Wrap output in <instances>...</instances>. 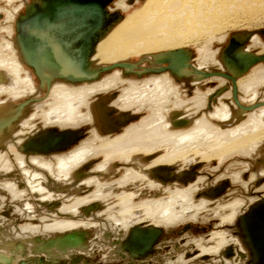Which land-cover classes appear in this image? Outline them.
Here are the masks:
<instances>
[{
  "label": "bare ground",
  "instance_id": "obj_1",
  "mask_svg": "<svg viewBox=\"0 0 264 264\" xmlns=\"http://www.w3.org/2000/svg\"><path fill=\"white\" fill-rule=\"evenodd\" d=\"M32 1L36 2L37 0H6L5 7H0V19L3 17L1 11L6 13L5 20L1 21L0 25V30L3 32L0 42V95L8 96L11 100L21 93L30 95L24 102H9L10 100L4 99V97L0 101V146L5 144L4 148L0 147V167L8 172L9 167L5 166L8 165L6 161L10 159V155L18 160L20 166L28 157L25 161L29 160L35 165L47 168L57 177H66L86 158L102 153L103 159L95 166L96 170H104L109 162L117 158L125 163H131L139 169L140 171L134 167V169L132 167H130L131 169L125 168L124 175L113 182L112 186L102 189L101 193L100 189L104 184L98 182L96 176L88 178L84 183L95 184L93 193L89 197L76 198L72 203L63 207V210L75 213L78 209L80 210L82 205L100 202L107 212L110 206H105L104 202L110 196L108 194L110 191L115 193L120 206L118 215L117 212L114 215L107 213L111 215L108 217L112 219V222L118 225L117 233L114 234V238H117L115 245H118L116 247L123 251L117 249L116 252H110L109 259H117L122 255H126V258L127 255H130L133 258L139 253H145L152 241L159 235L157 229L137 225V228L132 229L130 238H127L125 243L124 240L122 241L123 235H119L118 229L120 225H123V234L126 232L127 226L125 227L124 224L128 219L125 216H132L136 207L144 208V215L136 211L134 214L136 218H129L130 223L147 222L145 219H148L154 224L157 221L169 226L186 218H195L197 211L204 205L206 207L210 202L206 198V200L197 202L198 204L193 202L194 194L201 191L202 188H207L198 178H196V183H192L195 185L188 183L190 185H187L188 187L171 190L172 196L164 201H146L140 205H134L132 202L140 191L134 189L127 191V187L126 190H121L124 186L130 185L128 183L137 186L136 183L143 184L146 179L145 185L149 188L159 187L161 183L158 180L163 182L173 177L171 175L175 168L171 167L172 165H181L177 168L188 166V169L194 163H201L191 166L188 171L183 173L181 171L183 168L177 170L182 174V179H178L179 183H175L178 185L181 182L190 181L195 175V169L203 163L216 160V168H218L234 153L242 156L251 155V157L255 155L254 163L246 165L248 170H252L250 180L253 177L258 180L264 177V168H261L264 166V100H259V91H257L260 86L264 85V0H139L140 4L138 0H133L138 3L134 7L128 5V3H132V0H112L106 7L108 17L106 21L102 22V25L99 23V15L94 14L88 21L91 27L93 26V30L96 28L94 32L97 31L100 36L93 44V51L88 56V66L85 72L83 67L87 65V62L82 56H86L87 49L78 47L72 51L66 46L68 42L62 45L58 40L57 31L52 21L40 19L39 23H34L38 39L45 36L46 41L52 40L54 43H43L41 40L36 42L31 38L32 30L26 22L20 19V15L30 16ZM23 6V12L18 14L19 9ZM27 6L28 12L25 13ZM33 17L34 20L39 18L36 15ZM43 17L47 18L45 14ZM17 23L22 24L26 49L20 45ZM254 26L253 32L246 31ZM13 27L15 28L14 36ZM231 29H237L238 32L231 36L232 39L231 37L227 39L228 42L224 46V50L222 49L223 53L221 52L217 58V50L209 51L203 43L204 46L196 50L199 56L194 63L192 62L194 55H192L191 48L181 47L201 42V40L211 41L217 34H222L218 37L221 40L225 37L223 33ZM38 31L45 34H39ZM229 41L232 43L230 44ZM248 41L249 45L246 44ZM36 43L39 44L38 47ZM226 50L230 53V59L226 57ZM67 53H71V56L66 57ZM133 54H139L140 58L136 61L124 60ZM118 63L125 64V66L117 65L107 70H101L104 66ZM212 65L216 70L212 69ZM25 66L31 73L26 70ZM117 69L119 71H113ZM110 71L114 73L107 79L100 80L102 74ZM165 72L169 76L167 74L157 75L158 77L152 76L139 87L135 85V82L129 81V86L122 89V93L127 91V94L118 96L117 92L110 94V91H113L111 87L125 82L121 76L127 77L132 74L133 77L139 78L144 75ZM33 76L37 81L36 85ZM229 76H234L233 80ZM169 77L177 80L188 79L192 86L199 85L201 88H205L204 86L209 85L210 82L211 84L206 86L207 88L203 92H197L196 96L187 103L176 97L173 81ZM97 81L99 82L96 83ZM60 82L67 84L93 83L69 88V85ZM122 84L124 85V83ZM49 90L52 91L55 102L52 103L49 111L41 113L44 125L75 127L89 121L93 126L92 136L87 138L80 147L74 151L66 152L64 155L56 153L66 151L84 138L85 128L62 130L55 128L59 135L64 137L67 136L66 133L69 130H81L82 136L75 142H68L69 144L63 140L64 138H60L64 145L56 147L48 153L36 150L37 143L40 139H46L48 131L54 127L33 132L24 139L15 138L18 133L31 128L32 118L29 117V120L25 118L27 108L32 103L39 101V98L33 97V95H40ZM90 95H93V98L89 102V106L82 107L85 105V98ZM205 105H208L209 108V111L206 112H210L209 116L208 114L205 116L214 118L218 127H214L215 123L207 120L205 116L197 114L198 110L205 108ZM181 106L187 107L186 110L177 112L176 109ZM36 107L41 108V105L37 102ZM143 109H147L149 115L141 118V115L139 116V113L136 112ZM247 113L248 117L246 116V118ZM183 114L191 116L184 117ZM243 116L246 119L241 121ZM135 120L137 121L133 122ZM185 126L189 127L184 130L182 127ZM3 150L6 152L1 154ZM55 166L57 170L54 169ZM150 175L155 179H150ZM218 177L221 176H217L216 179ZM216 179L214 178L209 185L213 186ZM231 180L233 183H242L245 186L238 173L232 174ZM13 184L8 182L3 187L15 193L16 185ZM106 185L108 184L104 186ZM225 186L226 183L216 185L206 195L214 197L220 194ZM36 189L40 192L43 191L41 187H36ZM164 189L168 190L170 187ZM259 189H264V184ZM21 194L23 193L21 192ZM242 199L246 200V198ZM1 200L0 198V207L3 202ZM217 200L218 202L215 203L217 206L214 205V210H210L211 214L221 216L223 223L231 225L233 229L237 230L238 228L243 234L242 238L241 236H231L229 233H232L227 228L226 243L236 241L243 247H239L241 252L238 251L237 255L234 254V257L238 256V258H234L233 262L246 264V261H250V264H264V257L259 246L249 240L251 234L245 228L248 211L253 209L261 213L264 212L263 196H259L258 200L254 201H251L253 200L251 198L250 203L243 202L241 199L225 203L220 202V198ZM252 202L254 204L250 206ZM19 208V211L24 210V214L26 211L27 216H31V214H33L32 217L37 216L36 208L30 203L23 205V208L19 206ZM225 210H229L230 213L227 214ZM90 216L93 215L90 214ZM83 223L59 219L40 227L27 224L19 229L22 230V234L25 231L26 233L27 231L31 232V234L33 231L60 232L76 228ZM13 235L16 236V234ZM215 238V247L211 246L213 248L208 249L209 253H215L219 245H225L223 243L225 237L220 242L221 236H215ZM4 242L0 237V247L3 246L5 249L8 245ZM240 244L239 246H241ZM46 245L37 247V252H42L47 257L52 256L53 259L60 256L68 257L73 249H79L78 251L85 249L79 239H71L69 236L52 244L50 248H47ZM124 250H127L128 254L124 253ZM223 250L220 248L217 257H222ZM239 261L241 262L239 263ZM219 262L224 263L223 260Z\"/></svg>",
  "mask_w": 264,
  "mask_h": 264
},
{
  "label": "rangeland",
  "instance_id": "obj_2",
  "mask_svg": "<svg viewBox=\"0 0 264 264\" xmlns=\"http://www.w3.org/2000/svg\"><path fill=\"white\" fill-rule=\"evenodd\" d=\"M138 3L140 4L141 2L139 1ZM138 3L133 2L132 0V3H128V5L129 6L133 5L134 7ZM5 5H6V0H0V7H5ZM112 9L114 10L115 8L112 7ZM23 10H24V6L21 7V9H19L18 14L22 13ZM1 13L3 14V17L0 19V25H1V21L5 20L4 15L6 16L5 12L1 11ZM122 14L124 15V13ZM254 28L255 26L252 27L250 30H246V31L253 32ZM13 30H14L13 31V36H14L15 35L14 27H13ZM237 32H238L237 29L236 30L235 29L226 30L223 33L225 34V37L221 39L222 41L219 40L218 38L222 34H217L215 35L216 37L212 39L211 41L206 42L205 40H201V42L193 43V44H189L188 46H181V47L191 48L192 55H194L192 56V62L194 63L196 62L199 56L196 50L197 48L204 46L203 43H205L209 51L215 52L217 50L216 51V58H217L221 54L224 46L227 44L228 42L227 39H229V37H231L233 34ZM2 34L3 32L0 30V42L2 41L1 39ZM246 44L249 45L250 42L248 41ZM139 56H140L139 54H133V55L128 56L124 60L136 61L140 58ZM212 67H213L212 69L214 70L215 67L213 65ZM25 68L26 70H29L26 66ZM113 71H119V70L117 69ZM113 71L102 74L100 80L107 79L108 76L114 73ZM162 74L168 75V73L165 72L161 74L144 75L139 78L133 77L134 75L132 74L127 77L121 76V79L125 81V82H122L124 83V85L120 82L118 83V85H116L117 87L116 86L111 87L113 91L111 90L110 94L113 92H117V96H118L119 94L126 93L127 91H124L122 93V89H126V87L129 86V81H132L133 83L135 82V85L139 87V85H142L145 80L151 78L152 76H157V75L160 76ZM33 79H34V84L36 85L37 81L34 76H33ZM171 80L173 81V84L176 90V93H175L176 97H178L180 100L182 99L183 101L187 103L190 102V99L192 97L196 96L197 92L199 91L203 92L207 88L206 86H210L211 84L210 82L209 85L206 84V86H204L205 88H201L199 85L192 86V84L189 83L188 79H185V78H182L180 80L173 78ZM98 82L99 81H97L96 83ZM60 83H63V82H60ZM92 83L93 82L80 83V84H67V83H63V84L67 86L69 85L68 86L69 88H76L77 86L82 87V86L90 85ZM257 91H259L258 92L259 93L258 98L260 97L259 100H264V85L260 86L259 90ZM52 95L53 93L51 90L45 93H41L40 95H33V97L39 98V101L37 102L38 104L41 105V108L36 107L37 102L32 103L30 107L27 106L28 108L26 111L25 119L29 120V117L30 119L32 118L31 119L32 125L30 124L31 128L28 130H23L22 132L18 133V135H16L15 138L20 137L24 139L26 136H29L33 132L51 128V127L57 128L58 130L85 128L86 130H85L84 138H82L80 141H78L75 145L71 146L66 151H63L61 153H56L58 155H64L66 152L74 151L76 148L80 147L87 138H90L92 136L91 129L93 128V126L91 122L89 121L80 123L79 126H75V127L68 126V125L61 126V127H59L58 125H47V126L44 125L42 122V114L46 111H49V109H51L50 106H52V103L55 102V99L52 97ZM3 97L4 99L8 98L7 100H10L9 102L17 103V102H22V101L24 102L25 100L28 99V97H30V95H27V94L25 95L24 93L23 94L21 93L19 96H16L14 100H11V98L8 96L0 95V101H2ZM88 97L85 98V105H83L82 107L89 106V102L92 100L93 95H90L89 98ZM56 99H59V98H56ZM207 106L208 105H205L204 106L205 108H202V110L201 109L198 110L197 114L199 116H205L208 114L209 116L210 112L208 113L206 112V111H209V108ZM186 108L187 107L185 106L184 107L181 106L179 109H176V110L177 112H182V110H186ZM136 113H139V116L141 115L140 116L141 118L149 115V111L147 109L145 110L143 109ZM183 116L185 117L186 115L183 114ZM187 116H191V115L189 114ZM246 116L248 117V113L247 115H245V117ZM205 118L211 121L213 124L215 123L214 127H218V125L216 124L217 122H214V118H210L207 116H205ZM246 118H244L243 116L241 118V121H244ZM137 120L133 122H136ZM130 123L132 124V122ZM191 125L189 126L191 127ZM189 126H185L182 128L185 130ZM182 128H179V129H182ZM168 129L173 130V131L176 130V129H171V128H168ZM14 141H16V139H14ZM94 144L95 143H93V145ZM4 145L5 144L2 145L3 148L5 147ZM5 152L6 151L3 150V153L1 154H4ZM254 157L255 155L251 157V155L242 156V155H236V153H234L232 157H229L227 160L223 161V163H221L218 166V168H216L217 166L216 160H212L211 162H208V163H203L199 168L195 169V175L191 179L192 181L190 180L188 182H181L180 184H178L179 186L176 184L177 182L179 183L178 179H182V174L177 172V170H180L183 168L181 170L183 173L184 171H188L191 166L201 164V163H194L191 166H189L188 169H187L188 166L177 168V167H180L181 165H178V164L172 165L171 167L175 168V170H173V174L171 175L173 177L169 179L168 181H163V182L157 179L158 182L161 183L159 184V188H148L147 185H145L147 182L146 179H145V182L143 181V184L139 182V184L136 183L137 186L135 184H132V185L130 184V185L124 186V188H121V190H126V187H127L128 188L127 191L133 190V189L135 191L143 190L142 192L137 193L136 197L132 201L134 205H137V204L140 205L141 203H144L146 201H153V200L154 201H161V200L164 201L168 197L172 196L171 190H173L174 188L181 189V188L188 187L190 186L188 185V183L191 185H195L192 183H194L196 181V178H198L203 183V185L206 186L207 188L206 189L202 188L201 191L196 192L193 196V202L195 204H198L197 202H200L201 200H204L205 198L210 200V202L206 205V207H204L205 206L204 205L202 206V209L197 211L195 218L193 217H192L193 219L186 218L182 221H178L174 223L173 225H169V226H166L157 221H155L156 224H154L153 221H150V220L148 221V219H145V221L147 222L135 221L134 223H130L129 222L130 217L125 216V218L128 219L127 222L124 224L125 227L127 226L126 232H124L123 234V231H122L123 225H120L118 229L119 235L120 234L123 235L122 241L124 240L123 241L124 243L126 242L127 238H130L132 229L135 227L136 228L138 227L137 225H140L142 227H151L153 229H157L159 230V235L152 241V244L150 245L149 249L145 253H139L135 255L133 258L130 255H127V258L125 257L126 255H122L121 257L117 259L110 260L108 257V253L111 250L118 249L119 251H123L121 248L116 247L118 245H115L116 242H113L116 240H112V242H110L107 239L108 234H112V232L110 231L111 221L110 219H108L110 218L108 217V215L109 216H111L110 214L114 215V213H116L120 208V206L118 205L119 203L118 198L117 196H115V193L109 192L108 194H110V196L106 199L107 201L104 202L105 206L107 207L110 206L108 207L109 210L107 211L110 214L105 212L100 202H94V203L89 204L86 207H81L80 210L78 209L75 213H71L69 211L67 212L66 210H63V207L72 203L73 200H75L76 198H81V197H86V196L89 197L93 193V191L95 190V184H85L84 183V181L87 180L88 178H93V176H96L98 179L97 181L100 182L101 184L103 183L104 185L109 184L111 182L113 183L124 175L125 168L126 169L130 167L133 168L134 166L131 165V163L130 164L125 163L117 158L109 162L103 171L99 169L96 170L95 166L99 164L101 160L103 159L102 153H100L98 155L91 156L88 159L86 158V160H84L79 166L75 167L70 172L71 175L69 174L66 177H63V176L57 177L56 175L52 174L47 168L35 165L29 160L25 161V159H27L28 157L24 159V162L20 166V164L18 163V160H16L12 155H10L9 157L10 159L6 161L7 162L6 164L8 165L5 166V167H9V169L7 170L8 172H6L4 168L0 167V198L2 199L1 202L3 201L0 207V237H2L3 240L9 239L7 241H10L13 239V241H10L8 243L9 248L7 251L4 249L3 246L0 247V264H238V263L233 262V259L236 257L238 258V256L234 257V254L237 255L238 251L241 252L240 248H243L239 242L234 241V243L230 242V243H227L225 246H223L224 255L222 254V257L220 258L217 257L219 255H216L213 253H202V252H207L208 249L213 248L211 246H214L216 242L214 241V239H216L215 236L222 237L219 240V242L225 237V240L223 243H226L227 237L225 234L228 229L232 233V234L229 233V235L231 236L232 235L241 236L242 238V235H243L238 230L237 227H236L237 228L236 230V229H233L231 225L223 223L221 216L211 214L212 209L214 210L213 206L214 205L217 206L215 204L216 202H218L217 199L220 198L219 201L225 203V202H230L236 199H241L243 202L245 201L249 202L250 199L253 198V200L251 201H254V200H258L259 196L260 197L263 196L264 198V189H259L261 185L264 184V177L261 178L260 180L256 179V177H253L252 180H250L251 179L250 174H252L251 173L252 170H248V166H246L251 163H254L255 161ZM261 168H264V166H262ZM54 169L57 170V167L55 166ZM137 171H140V170L137 169ZM79 172H82V173H79ZM235 173H238L239 178L241 179L242 182L245 183V186H243L242 183L232 182L231 175ZM217 176H221V177H218L216 179ZM149 177L152 180L155 179L154 176L152 175H150ZM212 178L213 179L215 178L216 181L214 183L215 185L213 184V186H210L209 183H211V181L213 180ZM8 182L14 183L13 184L14 186L16 185L15 193L3 187V185L7 184ZM222 183H226V186L224 187V189L222 190L220 194L214 197L212 196L210 197L206 195V193L210 192L213 188L216 187V185L218 186L219 184H222ZM36 187H41L43 191L42 190H41L42 192L37 191L38 188L36 189ZM166 187H170V189L165 190L164 188ZM21 192L23 194H21ZM197 193L199 194L197 195ZM242 198H246V200ZM26 203H30L31 206L36 208L37 216L36 215H34V217H32L33 215L27 216L26 214L23 213V211H19L20 210L19 206L20 207L22 206L23 208V205L25 206ZM252 204L254 203L252 202L250 206ZM135 210L143 211V215H144V208L136 207V209H134L132 213L133 216H131V218H136V215L134 217V214H136ZM98 211L103 212L102 215H100V218L96 215ZM225 211L227 214L230 213L229 210L228 211L225 210ZM89 212L93 216H90ZM140 214H142V212H140ZM59 219L60 220L81 221V223L83 222L84 223L82 225L79 224V226H77L76 228H73L70 230L67 229V230L60 231V232L59 231H55V232L54 231H44L42 233L40 231H33L31 234V232L27 231L26 233L25 231L22 234L21 232L22 230L19 229L20 227H23L24 225H27V224L28 225L30 224V226L37 225V227L39 225L40 227L44 224H50L54 222V220H59ZM18 229L21 233L18 231ZM102 229H105V230H102ZM18 233L21 235H19ZM13 234H16V236L17 235L18 236L16 237ZM68 236L71 239H79L80 244L83 247H85L84 251H78L79 249L78 250L73 249V251L71 250L72 252L70 253V256L68 257L60 256L55 259L51 258L52 256L47 257V255L46 254L44 255L42 252L40 253L37 252L36 248L38 246L48 244L50 242H54L55 240L63 239ZM243 242L245 241L243 240ZM238 243L241 246H239ZM126 251L124 250V253L128 254V251L127 252ZM4 258H8L7 261H2V259ZM222 260L226 262L224 263L219 262ZM240 262L241 261H239V263ZM246 264H250V261H246Z\"/></svg>",
  "mask_w": 264,
  "mask_h": 264
},
{
  "label": "water",
  "instance_id": "obj_3",
  "mask_svg": "<svg viewBox=\"0 0 264 264\" xmlns=\"http://www.w3.org/2000/svg\"><path fill=\"white\" fill-rule=\"evenodd\" d=\"M112 0H37L36 2H31V13L30 16L24 17L20 15V19L26 22L27 25L30 26L32 33L31 38L34 39V41H42L43 43H52L46 41V37L42 36L41 39H38V36H36V27L35 25L39 23L38 21L40 19L42 20H50L52 21L53 25L55 26V30L57 31L56 35L58 36V40L62 45L66 44L67 48L71 49L72 51L78 47L87 49L86 56L83 55L84 61L87 62L88 56L93 51V44L95 41L98 40L100 33L94 32L96 29H92L91 24L88 22L90 21L91 17L95 15H99L100 22L102 25V22L107 20L108 12L106 10L107 5ZM46 2V3H45ZM43 3H45L43 5ZM28 6L26 7L25 13H27ZM43 14L47 16V18L43 17ZM39 16L37 20H34L33 16ZM42 15V16H40ZM36 22V24L34 23ZM18 24V32H19V41L20 45L23 48H27L24 43L23 33H22V24ZM98 24V23H97ZM28 26V27H29ZM54 28V27H53ZM39 34H45L44 32L38 31ZM233 37H231L232 39ZM230 44L232 43L229 41ZM54 43V42H53ZM241 44V43H240ZM36 46L38 47L39 44L36 43ZM65 48V46H64ZM224 50V49H223ZM222 50V53H223ZM71 54V53H70ZM70 54H66V57ZM226 57L230 59V53L228 51H225ZM79 57V56H78ZM166 61V60H163ZM169 62V61H168ZM125 66V64L118 63V64H112L110 66H104L101 68V70H107L113 66ZM88 66L85 65L83 67V71L85 72L86 68ZM234 76H229L233 80ZM234 95L236 94V91L234 89ZM67 136L64 137L63 135H59L57 130L55 128H52L48 131L46 139H40V141L37 143V149L38 151L42 152H49L55 149L56 147H60L64 145V142H61V139H63L66 143L75 142L77 141L81 136L82 132L81 130L67 131ZM61 138V139H60ZM37 140V139H36ZM68 143V144H69ZM67 144V145H68ZM35 146V145H33ZM39 148V149H38ZM261 204V202H260ZM248 215L246 218L247 224L245 225V228L249 230V233L251 234L250 241L254 245H258L263 257H264V212L262 211H255L251 209L248 211ZM248 233V232H247Z\"/></svg>",
  "mask_w": 264,
  "mask_h": 264
},
{
  "label": "flooded vegetation",
  "instance_id": "obj_4",
  "mask_svg": "<svg viewBox=\"0 0 264 264\" xmlns=\"http://www.w3.org/2000/svg\"><path fill=\"white\" fill-rule=\"evenodd\" d=\"M101 171H103V169H100ZM112 184H114V183H109L108 185H106V186H102V188L100 189V193L102 192L101 190L102 189H105V188H107V187H109V186H112ZM128 184H131V183H128ZM148 188H149V186H147ZM153 188H159V187H153ZM138 191H140V190H138ZM143 191V190H142ZM111 192V191H110ZM141 192V191H140ZM89 195V194H88ZM89 204H87V205H82L81 207H86V206H88ZM119 211V210H118ZM118 211H117V215H118ZM136 211V210H135ZM139 212H142V214H143V211H141V210H138ZM23 212H24V210H23ZM30 212H31V210H30ZM106 212V211H105ZM27 212L25 211V214H26ZM102 211H98L97 213H96V215L100 218V215H102ZM27 215V214H26ZM33 214H31V216H32ZM133 216V215H132ZM128 217H130L131 218V215H129ZM135 217V216H134ZM108 219H110V218H108ZM112 219H110V221H111ZM144 222V221H143ZM111 224H110V231L112 232V234H108V236H107V239L110 241V242H112V240H116V239H114V234L115 233H117V227H118V225H115L112 221L110 222ZM113 224V226H111ZM7 237H9V236H7ZM109 237V238H108ZM7 240H9V239H7ZM7 240H4L5 242V244L6 245H8L9 246V242L10 241H13V239L12 240H10V241H7ZM61 241V239H59V240H55L54 242H50V243H48L47 245H46V247L47 248H50V246H52V244H54V243H57V242H60ZM113 242H116V241H113ZM6 247L5 248V250L7 251L8 250V248L9 247ZM40 246H43V245H40ZM40 246H38V247H40ZM85 248V247H84ZM110 252H116V249H115V251H113V250H111ZM110 252L108 253V257H109V254H110ZM63 253H65V252H63ZM7 259L8 258H4V259H2V261H7ZM111 260V259H110Z\"/></svg>",
  "mask_w": 264,
  "mask_h": 264
},
{
  "label": "crops",
  "instance_id": "obj_5",
  "mask_svg": "<svg viewBox=\"0 0 264 264\" xmlns=\"http://www.w3.org/2000/svg\"><path fill=\"white\" fill-rule=\"evenodd\" d=\"M112 221V220H111ZM111 226H113V224L111 225ZM227 243H225V245H226ZM225 245H219V247H218V249H217V251L215 252V253H213V254H216V255H218V251L220 250V248L222 249L223 248V246H225ZM202 253H209V252H202ZM220 258V257H219ZM224 262H226V261H224Z\"/></svg>",
  "mask_w": 264,
  "mask_h": 264
}]
</instances>
